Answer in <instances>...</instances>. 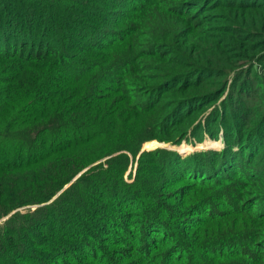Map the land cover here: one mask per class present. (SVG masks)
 <instances>
[{
    "label": "trees",
    "instance_id": "16d2710c",
    "mask_svg": "<svg viewBox=\"0 0 264 264\" xmlns=\"http://www.w3.org/2000/svg\"><path fill=\"white\" fill-rule=\"evenodd\" d=\"M0 264H264V0H0Z\"/></svg>",
    "mask_w": 264,
    "mask_h": 264
},
{
    "label": "rangeland",
    "instance_id": "374dc122",
    "mask_svg": "<svg viewBox=\"0 0 264 264\" xmlns=\"http://www.w3.org/2000/svg\"><path fill=\"white\" fill-rule=\"evenodd\" d=\"M154 143H156V144H154ZM151 146L175 148V149L179 150L181 153L185 154V153L192 152L194 150L203 149V148L221 149L224 146V142L222 139L217 140V141L211 140V139H206L203 143H197V145H195V146H193L191 144H187V143H183L180 146H170L169 144L161 143L158 140H153V141H149V143L147 142V144L144 145L145 148H150Z\"/></svg>",
    "mask_w": 264,
    "mask_h": 264
},
{
    "label": "water",
    "instance_id": "95a60500",
    "mask_svg": "<svg viewBox=\"0 0 264 264\" xmlns=\"http://www.w3.org/2000/svg\"><path fill=\"white\" fill-rule=\"evenodd\" d=\"M160 147H161V146H160ZM155 148H156V147H155ZM145 149H148V150H149V149H154V148H145V147H143L142 150H145Z\"/></svg>",
    "mask_w": 264,
    "mask_h": 264
},
{
    "label": "bare ground",
    "instance_id": "6f19581e",
    "mask_svg": "<svg viewBox=\"0 0 264 264\" xmlns=\"http://www.w3.org/2000/svg\"><path fill=\"white\" fill-rule=\"evenodd\" d=\"M150 148H155V146H151Z\"/></svg>",
    "mask_w": 264,
    "mask_h": 264
},
{
    "label": "clouds",
    "instance_id": "9594fccd",
    "mask_svg": "<svg viewBox=\"0 0 264 264\" xmlns=\"http://www.w3.org/2000/svg\"><path fill=\"white\" fill-rule=\"evenodd\" d=\"M175 149V148H174Z\"/></svg>",
    "mask_w": 264,
    "mask_h": 264
}]
</instances>
